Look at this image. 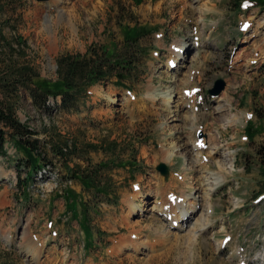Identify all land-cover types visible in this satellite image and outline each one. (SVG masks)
<instances>
[{
    "label": "rangeland",
    "instance_id": "374dc122",
    "mask_svg": "<svg viewBox=\"0 0 264 264\" xmlns=\"http://www.w3.org/2000/svg\"><path fill=\"white\" fill-rule=\"evenodd\" d=\"M100 1L98 10L67 2L61 11L50 0H0L2 31L25 39L24 60L41 86L55 84L60 54H84L89 47L116 54L136 40L131 50L138 59L124 82L92 85L78 112H39L21 100L20 120L42 141H67L68 150L57 157L47 152L48 173L41 178L37 172L25 195L16 185L25 171L0 155V264H264V0H215L202 20L181 0ZM218 80L223 87L214 93ZM167 90L186 96L193 124L173 119L177 110L175 102H165ZM218 103L229 105L235 123L222 124L226 112ZM208 132L218 141L211 155ZM189 136L203 153L195 168L189 169L182 147L163 157L165 148ZM4 148L21 156L10 139ZM222 151L232 167L210 191L208 226L191 239L190 227L179 226L190 209L178 207L181 219L171 221L176 233L161 240L153 228L170 217L156 210L151 215V202L163 191L174 202L190 201L195 189L187 182L198 170L218 171L214 162ZM99 164L98 189L107 194L85 189L74 177L77 165L89 170ZM156 187L157 194L151 191ZM137 191L129 220L152 248L144 247L146 255L126 246L117 254L114 244L132 230L124 200ZM30 241L42 249L37 263L29 258Z\"/></svg>",
    "mask_w": 264,
    "mask_h": 264
},
{
    "label": "trees",
    "instance_id": "16d2710c",
    "mask_svg": "<svg viewBox=\"0 0 264 264\" xmlns=\"http://www.w3.org/2000/svg\"><path fill=\"white\" fill-rule=\"evenodd\" d=\"M0 26V155L13 162L18 171H25L23 177L18 173L16 185L24 195L25 188L48 173L54 156H64L67 152V141L57 145L37 138V131L26 121H21L17 109L21 100L27 99L32 107L39 112L49 113L52 109L59 112H78L89 96V88L94 84H102L114 80L115 84L124 82L129 74L138 67V59L134 58L132 48H136V40H127L123 51L107 53L101 47H89L84 53H64L56 58L57 79L53 86H41L42 82L36 70L24 60L25 39L18 33L13 38L5 36ZM10 139L21 156L11 157L4 148ZM58 141V140H57ZM261 164L264 166V148L261 151ZM101 164L86 170L77 165L73 170L85 189L108 192L104 187L98 189Z\"/></svg>",
    "mask_w": 264,
    "mask_h": 264
},
{
    "label": "bare ground",
    "instance_id": "6f19581e",
    "mask_svg": "<svg viewBox=\"0 0 264 264\" xmlns=\"http://www.w3.org/2000/svg\"><path fill=\"white\" fill-rule=\"evenodd\" d=\"M181 1H183L185 5L193 6L196 14L195 18H197V20L200 19L202 20V18L205 16L204 11L213 10L217 6L215 0H188V1L181 0ZM67 2L70 3L74 2V6L76 5V8L78 9H86L88 6H90L98 10L103 6L100 0H50V3L53 4V6L59 8V10L61 11L64 6L62 4ZM64 11L65 10H63V13L61 12L62 15H64ZM177 18L179 19L181 17L179 16ZM261 23L262 22H260L259 19H257V24H261ZM260 41L261 42L264 41V35ZM165 96H166L165 97L166 103H169L170 101L175 102V108L177 111H175V113L173 114V116H175L173 119L179 120V122H181L182 125L187 123V121L193 124L195 120V115L193 110L191 109V105L187 103L188 100L186 99V96H184L182 92L173 91V90H167ZM216 108L218 110L226 112L221 117L223 125H230L232 123H235L236 121L235 114L231 113L230 107L227 103H218V105H216ZM193 128L194 126H192V129ZM188 142H191V144L189 143L190 145L187 146L186 143ZM206 142L212 145L211 147H209L210 149L206 151V154L211 155L213 150H215L216 152L218 141L213 137V135L210 132H208ZM199 145H200V141L197 140L195 137L193 138H191V136L185 137L182 138L177 143H174V145H172L171 147L165 148L162 152L163 157L165 159H170L174 152L173 148L182 147L183 150H181L180 153L185 154V159L188 161L187 165L189 169L195 168V166L200 163V157L203 154L202 150L199 149ZM206 156L204 158H207ZM215 160L216 161L214 162V164L219 169L218 171L214 173H209L208 171L198 170L197 173L194 174L187 182L189 187L195 189L191 197L192 199L190 201L187 202L185 199H182L179 202L177 201L174 202L170 199V195L166 191H163L161 192L162 195L160 197H157L156 195L155 199L151 202L150 207L147 208L151 215H153V211L156 210L162 213L163 216L167 215V217H170L169 222L163 221L161 219V221L159 220L160 221L159 226L157 228L156 227L153 228L155 233L158 235V237L161 240H164L165 238H167V236L176 233V231L173 230V228L171 227V221L181 219L179 214L176 212V208L178 207L183 209L185 206H187L186 208L190 209V211H188V214L191 216L188 217L185 221L180 220L179 226L184 228L190 227L188 231H189V237L191 239L193 240L197 239V231H199L200 229H204L208 226L207 223L209 219L208 217L210 215L209 212L212 209L210 204L211 201L209 197L210 191L218 182H220L225 178L224 171L227 172L232 167V160L229 157L228 151L219 154ZM2 173L3 172L1 171V174ZM213 175L214 177H212ZM151 191L157 194L159 189L156 187V189L152 188ZM138 193L139 192L137 191L134 194H132L131 197H126V199L124 200L128 208L125 214L126 224L128 225L127 227H131L132 230L129 234L122 236V238L119 240L118 243L114 244L117 254L123 253L122 251L123 247L126 246H130L135 254H146V255L148 253L147 250L152 248L151 243L147 242L145 238L137 235L138 229L135 228L136 224H133L129 220L132 211H134L136 206H138L136 205V203H134V200L138 196ZM196 203L199 206L197 210L195 206ZM197 211L199 213H197ZM24 234H25L23 235L24 237H26V235H29L28 232H25ZM221 242L222 241L218 239L215 242V245L218 247L221 244ZM145 246H148L147 250L146 248H144ZM26 248L30 251L29 254L30 255L29 258L31 259L30 261L32 263H37L39 260V256L42 253L41 246L34 245L32 244V241H30L29 244H27Z\"/></svg>",
    "mask_w": 264,
    "mask_h": 264
},
{
    "label": "water",
    "instance_id": "95a60500",
    "mask_svg": "<svg viewBox=\"0 0 264 264\" xmlns=\"http://www.w3.org/2000/svg\"><path fill=\"white\" fill-rule=\"evenodd\" d=\"M37 1H45V0H37ZM216 83L217 84H216L215 88L212 90V92L219 93L220 90L223 87V81L222 80H218ZM157 169L161 172V174H163V175H166L167 174V169H166V166H165L164 163H160L157 166Z\"/></svg>",
    "mask_w": 264,
    "mask_h": 264
}]
</instances>
